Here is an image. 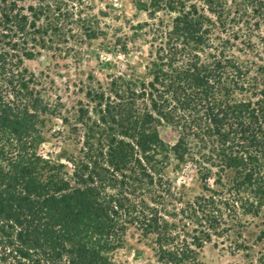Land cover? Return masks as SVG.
I'll list each match as a JSON object with an SVG mask.
<instances>
[{
	"label": "trees",
	"instance_id": "1",
	"mask_svg": "<svg viewBox=\"0 0 264 264\" xmlns=\"http://www.w3.org/2000/svg\"><path fill=\"white\" fill-rule=\"evenodd\" d=\"M134 2L146 18L123 22L116 43L128 53L141 39L147 54L90 73L68 105L24 60L79 61L107 37L108 11L0 0V264H121L129 236L151 247L149 264H201L208 242L248 248L243 230L264 210V0ZM54 117L74 145L57 157L41 152ZM173 163L200 191L174 188Z\"/></svg>",
	"mask_w": 264,
	"mask_h": 264
},
{
	"label": "rangeland",
	"instance_id": "2",
	"mask_svg": "<svg viewBox=\"0 0 264 264\" xmlns=\"http://www.w3.org/2000/svg\"><path fill=\"white\" fill-rule=\"evenodd\" d=\"M94 4L96 9L103 8L108 11L104 19L111 27L106 38H96L84 46L79 61L47 51L35 58L24 60L30 70L43 72L48 79L54 81L55 91L52 95L59 94L68 105L83 97L79 88L90 73L104 79L108 73L126 69L127 63H136L140 56H145L149 50V46L141 39L136 40L138 45L134 48L130 46L131 51L128 53H124L116 43V36L131 34L128 23L123 22H137L146 18L145 13L135 7L134 0H94ZM160 132L166 141L171 144L175 142L177 132L173 128L164 125L160 127ZM73 148V140L69 138L67 128L59 118L54 117L47 125L41 152L46 156L57 157L63 150L71 151ZM168 174L175 189H180L181 185L186 183L191 186L190 190L193 192L200 191L199 182L192 177H195L192 167L174 169L173 163L168 169ZM262 229L264 230V210L261 216L252 219L243 230L248 248H235L226 240L208 242L200 252L201 264H264V237L258 239ZM115 257L121 264L154 262L151 247L131 236L127 238L124 246L115 252Z\"/></svg>",
	"mask_w": 264,
	"mask_h": 264
}]
</instances>
